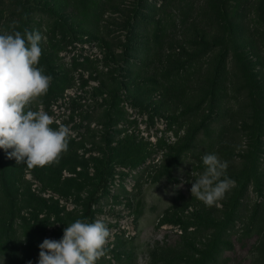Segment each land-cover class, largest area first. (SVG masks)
<instances>
[{"label": "rangeland", "instance_id": "obj_1", "mask_svg": "<svg viewBox=\"0 0 264 264\" xmlns=\"http://www.w3.org/2000/svg\"><path fill=\"white\" fill-rule=\"evenodd\" d=\"M257 16V0H0V33L44 37L37 67L52 79L29 107L71 130L43 167L0 149V262L38 264L45 238L85 219L109 163L88 220L111 232L96 264H264ZM207 153L235 181L219 206L191 192Z\"/></svg>", "mask_w": 264, "mask_h": 264}, {"label": "clouds", "instance_id": "obj_2", "mask_svg": "<svg viewBox=\"0 0 264 264\" xmlns=\"http://www.w3.org/2000/svg\"><path fill=\"white\" fill-rule=\"evenodd\" d=\"M42 39L39 31L0 33V149L29 168L55 162L68 150L71 135L69 127L58 121V127H52L54 117L43 108L29 107L47 93L52 79L37 67ZM202 163L204 171L195 178L191 192L206 206H219L235 181L227 177L228 164L217 154L203 155ZM110 235L101 219H76L64 229L62 238L43 240L38 264H96L105 255Z\"/></svg>", "mask_w": 264, "mask_h": 264}, {"label": "trees", "instance_id": "obj_3", "mask_svg": "<svg viewBox=\"0 0 264 264\" xmlns=\"http://www.w3.org/2000/svg\"><path fill=\"white\" fill-rule=\"evenodd\" d=\"M246 10V9H245ZM257 11H259V16L263 17L264 16V0H257ZM216 12V11H215ZM219 13H221V9L219 8ZM239 13L236 11V14L234 18H230V15H228L227 18V25L230 28V31H234V28L236 29L237 21H242L239 18ZM247 14V11H245L244 15ZM241 15V14H240ZM257 16V17H259ZM230 19V21H229ZM261 20V18L259 17ZM227 25H226V30H227ZM258 105V104H257ZM264 113V106L262 104L257 108V119H259L260 115H263ZM112 174V168L109 166V163L103 164L98 171V176H97V182H96V189L95 191L90 195L88 199V207L85 212V219L89 220L92 213H93V206L98 202L100 198V193L104 192L105 189L108 186L109 182V176Z\"/></svg>", "mask_w": 264, "mask_h": 264}]
</instances>
